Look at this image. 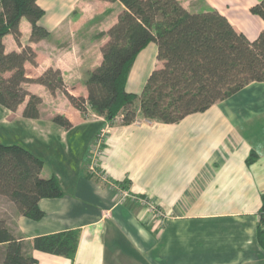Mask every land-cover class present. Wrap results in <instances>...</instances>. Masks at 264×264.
I'll return each mask as SVG.
<instances>
[{
    "label": "crops",
    "instance_id": "0c3cea01",
    "mask_svg": "<svg viewBox=\"0 0 264 264\" xmlns=\"http://www.w3.org/2000/svg\"><path fill=\"white\" fill-rule=\"evenodd\" d=\"M178 1L190 12L216 10L250 41L264 28L263 19L251 11L260 0ZM37 3L49 35L29 41L31 25L22 18L21 46L8 34L5 51L28 45L35 64L25 62L27 78L58 69L67 90L86 97L85 80L100 65L105 33L123 5L102 0ZM161 65L151 42L133 61L126 90L139 94L151 71ZM23 86L41 104L35 119L23 117L26 101L17 107L15 134L23 141L30 136L31 152L43 161L41 176L54 175L63 195L39 200L44 213L39 220L19 215L0 195L10 203L7 216L0 218L25 240L79 232L73 259L33 250L36 264H264L256 238L264 195V81L251 82L177 123L149 122L137 110L135 120L141 124L110 125L102 168L112 179L128 182L134 193L152 197L163 211L161 220L139 204H119L115 191L88 176L89 146L109 125L103 117L90 109L80 113L60 91L52 94L30 82ZM56 115L67 118L71 128L55 124ZM55 140L64 154L54 150ZM40 143L47 147L44 153L55 154L53 161L63 163L61 169H47L44 154L35 147ZM249 158L253 160L247 162Z\"/></svg>",
    "mask_w": 264,
    "mask_h": 264
},
{
    "label": "trees",
    "instance_id": "16d2710c",
    "mask_svg": "<svg viewBox=\"0 0 264 264\" xmlns=\"http://www.w3.org/2000/svg\"><path fill=\"white\" fill-rule=\"evenodd\" d=\"M102 1L119 2L123 9L105 33L102 61L88 73L83 97L67 90L58 69L27 78L24 65L35 64L34 51L26 45L6 52L3 38L10 34L21 46L19 22L25 18L31 25L29 41L45 39L49 31L40 23L44 11L37 0H0V106L15 111L26 101L23 117L37 118L41 98L24 88L30 82L52 94L62 92L80 113L90 109L110 123L119 117L120 124H130L139 110L147 120L172 124L205 111L251 82L264 81V28L250 41L216 10L190 12L178 0ZM251 11L264 21V0ZM151 42L162 65L151 71L139 94L128 92L125 85L133 61ZM52 121L65 129L72 126L61 115ZM42 168V159L24 146L0 142V195L31 220L43 217L40 199L63 195L58 179L41 176ZM262 200L260 214L264 195ZM78 238L77 230H68L25 240L0 218V264H36L33 250L73 259ZM256 238L264 251L263 217Z\"/></svg>",
    "mask_w": 264,
    "mask_h": 264
},
{
    "label": "rangeland",
    "instance_id": "374dc122",
    "mask_svg": "<svg viewBox=\"0 0 264 264\" xmlns=\"http://www.w3.org/2000/svg\"><path fill=\"white\" fill-rule=\"evenodd\" d=\"M18 119H20V117L17 112L10 111L0 106V142L4 144H19V145L24 146L28 150H30L31 149L30 145L33 144L30 136L28 135L24 136V141H23L21 138V135L15 134L16 129H15V126H13V124L15 120H18ZM145 120L149 122H154V121H150L147 119ZM113 122L114 123L108 122L109 125L106 127V131L100 132L91 142L89 146V150H88L89 153H88V160L86 164L87 174L90 178L94 179L95 181L101 184L107 185L108 187L111 188V190L115 191L118 196L119 204H126L129 202L139 204L145 209H147V211L155 219L161 220L164 217L163 211L160 209V207L153 200L152 197L134 193L131 190V187L128 186V182L124 180L112 179L111 176L108 174V172L102 168L101 159L104 154V144H105V140L108 134V129L112 127L110 126L112 124L122 125L120 124L119 117H117ZM133 123L141 124L137 122L136 120H134L130 124H133ZM135 126H138V125H135ZM9 139H11V141H9ZM33 141L36 142L37 140L33 139ZM99 141H100V144L98 145V150L93 151V146L96 145L95 148H97V144L99 143ZM38 145L39 144H36L35 147H38L39 150L41 151L40 153L44 154L43 157L45 159V162H47V169H54V168H56L57 170L61 169V167L63 166V163L59 162L57 164L52 159V157H54L55 154L50 156V152H48V150L46 149L44 153V148H47L46 145H43L41 143H40V146ZM53 148L55 151L59 150L62 154H64L63 147L59 143V141L57 140L54 141ZM9 204L10 203H8L6 199L0 197V216L1 215L4 216L6 215L7 212H9Z\"/></svg>",
    "mask_w": 264,
    "mask_h": 264
},
{
    "label": "built area",
    "instance_id": "2783aa9c",
    "mask_svg": "<svg viewBox=\"0 0 264 264\" xmlns=\"http://www.w3.org/2000/svg\"><path fill=\"white\" fill-rule=\"evenodd\" d=\"M99 144H100V141H99V143L97 144V148H95L96 145L93 146V151H94V150H98V145H99ZM260 217H263V218H264V211H263L261 214H259V218H260Z\"/></svg>",
    "mask_w": 264,
    "mask_h": 264
}]
</instances>
